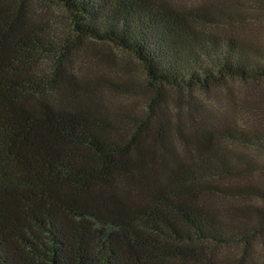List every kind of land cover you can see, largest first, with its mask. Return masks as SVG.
<instances>
[{"label": "trees", "instance_id": "16d2710c", "mask_svg": "<svg viewBox=\"0 0 264 264\" xmlns=\"http://www.w3.org/2000/svg\"><path fill=\"white\" fill-rule=\"evenodd\" d=\"M48 1L70 13L77 40L110 43L139 64L151 89V138L167 155L172 154L167 89L206 86L225 77L264 78V51L220 39L200 28L198 20L176 18L150 0ZM24 54H46L59 75L69 60L66 51L31 31L0 30V264H152L159 256H188L181 248L186 246L173 244L184 242L181 228L198 241L223 246L252 235L254 229L233 213L221 220L167 192L146 208L151 233L140 231L132 220L136 204L131 198L107 194L127 171L123 148L49 100H40L36 113L18 108L16 94L24 81L14 64ZM227 135L248 148L264 149V137ZM241 165L214 150L202 169L212 178L254 171L245 161ZM213 191L230 198L250 193L231 187Z\"/></svg>", "mask_w": 264, "mask_h": 264}, {"label": "rangeland", "instance_id": "374dc122", "mask_svg": "<svg viewBox=\"0 0 264 264\" xmlns=\"http://www.w3.org/2000/svg\"><path fill=\"white\" fill-rule=\"evenodd\" d=\"M150 1L176 18L198 20L200 28L220 39L264 51V0ZM25 29L66 51L69 60L59 75L46 54H24L14 64L24 81L16 94L18 108L36 113L38 102L49 100L76 112L97 135L123 148L127 171L107 194L131 198L136 204L132 220L140 231L151 233L145 226L146 208L165 192L186 198L221 220L233 213L254 229L248 239L223 246L198 241L181 228L186 238L173 244L186 246L181 248L188 256H159L152 264H264V214L259 213L264 211V149L248 148L227 135L264 137V78L225 77L206 86L167 89L164 105L172 143V154L167 155L151 138L153 118L147 107L151 89L130 54L107 42L77 40L70 13L58 3L0 0V30L16 34ZM214 150L238 167L247 162L254 171L235 178L208 177L202 166ZM215 187L250 193L230 198L215 193Z\"/></svg>", "mask_w": 264, "mask_h": 264}]
</instances>
